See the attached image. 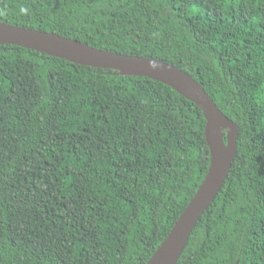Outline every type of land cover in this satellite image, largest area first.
<instances>
[{
    "label": "trees",
    "instance_id": "obj_1",
    "mask_svg": "<svg viewBox=\"0 0 264 264\" xmlns=\"http://www.w3.org/2000/svg\"><path fill=\"white\" fill-rule=\"evenodd\" d=\"M0 9V23L193 78L237 125V150L176 264H264V0ZM204 127L159 82L0 45V264H147L208 172Z\"/></svg>",
    "mask_w": 264,
    "mask_h": 264
},
{
    "label": "water",
    "instance_id": "obj_2",
    "mask_svg": "<svg viewBox=\"0 0 264 264\" xmlns=\"http://www.w3.org/2000/svg\"><path fill=\"white\" fill-rule=\"evenodd\" d=\"M0 45L35 51L69 63L115 71L123 77H141L173 89L201 110L204 136L209 149L208 172L195 196L147 264H176L187 246L191 232L221 190L237 150L238 127L225 117L204 89L173 65L97 50L77 41L41 31L0 23Z\"/></svg>",
    "mask_w": 264,
    "mask_h": 264
},
{
    "label": "clouds",
    "instance_id": "obj_3",
    "mask_svg": "<svg viewBox=\"0 0 264 264\" xmlns=\"http://www.w3.org/2000/svg\"><path fill=\"white\" fill-rule=\"evenodd\" d=\"M19 11H20V14L22 15H25V16L30 15V9L26 6L21 7ZM0 12H4L6 14V9H0Z\"/></svg>",
    "mask_w": 264,
    "mask_h": 264
}]
</instances>
